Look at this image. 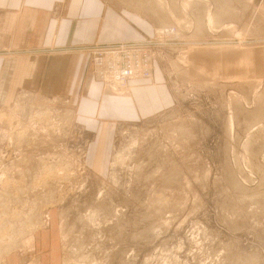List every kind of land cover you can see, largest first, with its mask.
Segmentation results:
<instances>
[{
	"label": "rangeland",
	"instance_id": "374dc122",
	"mask_svg": "<svg viewBox=\"0 0 264 264\" xmlns=\"http://www.w3.org/2000/svg\"><path fill=\"white\" fill-rule=\"evenodd\" d=\"M102 1L98 87L0 106V264H264V0Z\"/></svg>",
	"mask_w": 264,
	"mask_h": 264
},
{
	"label": "crops",
	"instance_id": "0c3cea01",
	"mask_svg": "<svg viewBox=\"0 0 264 264\" xmlns=\"http://www.w3.org/2000/svg\"><path fill=\"white\" fill-rule=\"evenodd\" d=\"M104 4L0 0V106H7L20 89L64 95L77 104L78 86L83 83L84 94L97 83L93 75L84 78L88 57L82 49L95 39L106 42L130 34L120 31V18H107ZM58 8L60 15L53 14Z\"/></svg>",
	"mask_w": 264,
	"mask_h": 264
},
{
	"label": "bare ground",
	"instance_id": "6f19581e",
	"mask_svg": "<svg viewBox=\"0 0 264 264\" xmlns=\"http://www.w3.org/2000/svg\"><path fill=\"white\" fill-rule=\"evenodd\" d=\"M158 3H159V2H158ZM160 4H161V3H160ZM162 5H163V4H162ZM133 71H134V70H133ZM130 72H132V71L129 70V73H130ZM123 74H125V72H124ZM29 168H30V167H29ZM3 205H4V204H3ZM25 217H26V216H25ZM27 219H28V218H27ZM18 220H19V219H18ZM20 222H21V221H20ZM20 222H19V226L22 224V223L20 224ZM24 222H25V221H24ZM14 223H15V222H14ZM15 224H17V223H15ZM32 224H33V223H32ZM32 224H31V225H32ZM22 225H23V224H22ZM17 226H18V224H17ZM14 227H15V226H14ZM18 228H19V227H18ZM18 228H17V229H18ZM22 228H24V226H22ZM22 228L20 227V229H19L18 231H22L21 233H22V235H24L23 232H25V231H23ZM0 229L2 230V227H1ZM17 229H16V227H15V229H14V231H13L11 237L13 236L15 230L17 231ZM21 229H22V230H21ZM29 229H30V231L33 232V230H31V229H33V228H29ZM29 229H28V230H29ZM28 230H27V232H28V234H29V231H28ZM6 231H7V229H6ZM0 232L2 233V231H0ZM27 232H25V234H26ZM18 233L20 234V232H17L16 234H18ZM14 235H15V234H14ZM22 235H21V236H22ZM0 236H1V235H0ZM7 236H8V235H7ZM16 236H17V235H16ZM16 236H15V239H16ZM21 236L19 235L18 238L21 237ZM9 237H10V236H9ZM25 237H27V236L25 235ZM25 237H24V238H25ZM1 238H2V236H1ZM22 238H23V237H22ZM9 239H10V240H9ZM9 239H8V240H3V241L1 240L2 242L0 241V242H1V243H0V246H1V244L4 246L3 242L9 241V242L7 243V245H6V251H7V247L10 249L11 246L9 245V243H11V241H12L14 238H13V239H12V238H9ZM11 239H12V240H11ZM15 239H14L13 241H17V240H18V239H17V240H15ZM19 239H21V238H19ZM18 241H19V240H18ZM18 243H19V242H18ZM18 243H17V244H18ZM12 244H14V243H12ZM15 244H16V243H15ZM17 244H16V245H17ZM19 244H20V243H19ZM3 246H2V247H3ZM0 248H1V247H0ZM3 248H5V246H4ZM12 248H13V245H12ZM4 250H5V249H4ZM8 251H9V250H8Z\"/></svg>",
	"mask_w": 264,
	"mask_h": 264
},
{
	"label": "built area",
	"instance_id": "2783aa9c",
	"mask_svg": "<svg viewBox=\"0 0 264 264\" xmlns=\"http://www.w3.org/2000/svg\"><path fill=\"white\" fill-rule=\"evenodd\" d=\"M121 54H122V52H121ZM105 65V64H104Z\"/></svg>",
	"mask_w": 264,
	"mask_h": 264
}]
</instances>
